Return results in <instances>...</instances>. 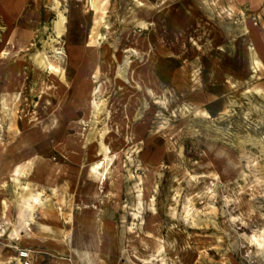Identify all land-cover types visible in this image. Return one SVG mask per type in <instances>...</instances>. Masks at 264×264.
Segmentation results:
<instances>
[{"label": "rangeland", "instance_id": "374dc122", "mask_svg": "<svg viewBox=\"0 0 264 264\" xmlns=\"http://www.w3.org/2000/svg\"><path fill=\"white\" fill-rule=\"evenodd\" d=\"M15 12L0 25V264H16L24 194L88 205L74 264L264 262L249 244L264 235V0ZM101 138L103 183L88 172Z\"/></svg>", "mask_w": 264, "mask_h": 264}, {"label": "crops", "instance_id": "0c3cea01", "mask_svg": "<svg viewBox=\"0 0 264 264\" xmlns=\"http://www.w3.org/2000/svg\"><path fill=\"white\" fill-rule=\"evenodd\" d=\"M26 3L27 0H0V25L5 27L12 24L15 15L18 14L15 10L25 8ZM89 174L95 177L90 172ZM39 203H42V200ZM44 204L43 202L42 205L31 206L38 210L35 221L37 227H30L27 233L20 232L22 238L18 241L17 249L29 250L32 264H74V223L78 224L84 219L76 209L89 207L87 204L80 205L79 202L74 204V201L68 205L69 207L61 206L56 201L50 205ZM43 208L49 210L43 211ZM64 208H69L70 212L67 210L64 212ZM67 235L71 236L66 240ZM82 255L84 253H80L79 256Z\"/></svg>", "mask_w": 264, "mask_h": 264}, {"label": "bare ground", "instance_id": "6f19581e", "mask_svg": "<svg viewBox=\"0 0 264 264\" xmlns=\"http://www.w3.org/2000/svg\"><path fill=\"white\" fill-rule=\"evenodd\" d=\"M63 23H65V17L63 16L61 12H59L58 20L56 22V28L58 32L61 31V25ZM97 147H98L99 155H102V156L101 158H98L94 160L93 162H91L88 166V170L93 176H95L100 182L103 183V180L106 178V174H107V171L104 168L103 164L105 163V161L111 160V158H109L110 150H109V147L105 144V141L103 138H101V141L99 142ZM20 198L22 202V208L20 211L21 222L18 225V227L9 230V236L18 241L21 240L22 238L20 232L25 231V233H27V231L29 230V224H30L29 220L30 221L32 220L31 218L32 217V207L31 206L33 204H37L40 202L38 198L36 197V195L25 196L24 194L23 196H20ZM8 224H10V221L6 220V228L4 227L2 232H0V235L4 234L6 230L9 229ZM249 244L250 246L254 247V250L257 251L256 253H258L260 256H262V258H264V235L262 234L257 235L254 233L251 237H249ZM73 249L76 250L78 254H80V252L77 249L75 248ZM83 253L86 255L88 252L83 251ZM17 260H16V264H22L20 258H17ZM87 261H89L88 262L89 264H93L92 262H90V260H87Z\"/></svg>", "mask_w": 264, "mask_h": 264}, {"label": "built area", "instance_id": "2783aa9c", "mask_svg": "<svg viewBox=\"0 0 264 264\" xmlns=\"http://www.w3.org/2000/svg\"><path fill=\"white\" fill-rule=\"evenodd\" d=\"M18 258L21 259L22 264H32L29 257V250L27 249H18Z\"/></svg>", "mask_w": 264, "mask_h": 264}]
</instances>
